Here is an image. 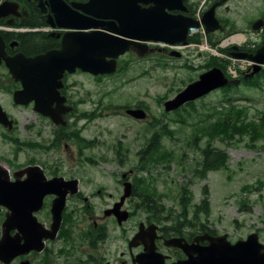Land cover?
I'll return each mask as SVG.
<instances>
[{
  "label": "rangeland",
  "instance_id": "374dc122",
  "mask_svg": "<svg viewBox=\"0 0 264 264\" xmlns=\"http://www.w3.org/2000/svg\"><path fill=\"white\" fill-rule=\"evenodd\" d=\"M205 0H202V2ZM210 0L205 2L203 10L209 9ZM218 6V3H217ZM216 6V9H217ZM206 8V9H205ZM264 11V0H229L225 6L217 9V15L226 17L230 21L227 23V32L235 27L233 34H229L225 39L217 37L214 40L226 47L232 42L225 44L228 38L235 35H243L244 39L238 43H249L256 45L262 43L264 39L263 30L254 31L251 22L260 18ZM221 36V35H220ZM235 42V41H234ZM201 46L190 45L187 47L189 56L184 55L181 59L174 62L175 67H165V58L155 54L146 59L137 57L131 58L127 55L124 61H131L127 68L114 76L103 77L101 80L93 76H79L82 81L84 91L81 90L80 97L87 100L82 109L93 110L96 108V114L99 110L103 111L102 116H97L95 120L83 121L82 133L87 138L96 139L94 146L85 149L87 141L72 138L77 134L81 135V129H75L71 122L65 126L67 131L73 134L67 137V142L62 144L60 150L43 151L28 147H17L16 153L11 143H3V136L0 127V163L6 167L13 165H24L35 160L45 169L53 166H71L81 167L85 171L87 181L104 182L110 181L111 173L123 171L129 177L139 172L136 169L139 155L137 154L146 144L145 127L155 118L164 116V103L160 104L157 97L170 93L169 98H173L187 84L197 80L199 75L205 70L200 66L211 57H219L220 62L226 65V70L236 71L241 67H247V61L232 59L222 55L220 46L214 47L210 42L202 38ZM194 54V56L192 55ZM197 58L196 61L193 59ZM218 61V60H217ZM219 62V63H220ZM193 64L198 67H189L186 64ZM7 73L4 67H0V75L5 76ZM232 74H237L238 72ZM17 91V90H16ZM15 91V92H16ZM224 93V95H223ZM215 91L207 97L187 102L185 105L190 106L192 103L204 113L207 107L213 105H229L227 99L235 103L245 104L250 107V116L256 117L259 110L264 111V87L248 88L244 84L236 86L230 93L226 91ZM167 98V99H169ZM166 99V100H167ZM142 101L150 110L151 117L145 120H138L126 114L125 110L116 112L117 109L112 107L107 109V105L121 106L134 105ZM13 102L12 93L0 90V104L8 107ZM183 111L184 121L175 120L179 115L172 112L165 115V122L175 131V137L171 138L166 135L163 138V144L175 150L176 154L185 155L182 160L172 163L171 168L158 167L153 170L156 180L154 181L160 190H171L175 194L178 192L179 185L193 177L191 167L195 164L196 158H200L199 150L189 146L192 143L191 135H197V144L204 146L206 138L209 136L203 134L197 127L193 128V123L198 122L204 115L193 111ZM95 115L91 113L89 117ZM18 127L16 134L20 139L41 140L48 143L51 138V129L48 121L40 124L37 121V115L32 108L20 109L17 116ZM155 120V119H154ZM42 125V126H41ZM154 132L161 135L159 126L152 127ZM42 131V135L38 132ZM151 133V132H150ZM148 133L147 135H150ZM123 144L129 151V158L126 163L118 164L116 162V145ZM214 145L225 149L229 155V166L227 169L212 171L208 177L201 180L195 177L192 184V190L195 200L198 202L203 195L201 188L204 184L209 185L212 213L210 222L206 223L214 228L218 233L227 232L232 241L246 236L253 231H258L261 241L264 242V185L256 186L257 180H264V141L260 140L256 144H250L248 136H235L233 139L217 135L213 139ZM68 144L73 150L68 149ZM77 147L79 151L77 150ZM83 150V153L80 152ZM108 156L110 160H104ZM87 157H91L89 160ZM11 161L13 163H11ZM186 169H182L183 166ZM134 172V173H133ZM254 184L255 188H261L260 191H245V184ZM245 205H243V202ZM163 202L166 207H173L175 211L180 208L177 202L172 199L164 198ZM144 217L146 212H140Z\"/></svg>",
  "mask_w": 264,
  "mask_h": 264
},
{
  "label": "flooded vegetation",
  "instance_id": "af4514ba",
  "mask_svg": "<svg viewBox=\"0 0 264 264\" xmlns=\"http://www.w3.org/2000/svg\"><path fill=\"white\" fill-rule=\"evenodd\" d=\"M4 1H12L18 4L17 13L10 12L0 17V35L5 42L6 53L10 57L19 53H24L26 56H35L49 49H59L62 46V39L68 32L79 30L91 31L92 29H96H76L63 25L76 23L78 16H82L83 21L107 20L104 19L103 16H100L105 13L103 9H101L104 0H57L55 1L56 7L65 6L68 10V14L60 20L57 18L56 11L53 10L50 0H0V4ZM206 1L208 0H205V2ZM228 1L229 0H210L211 3L209 7L218 3L217 9H219L225 6ZM41 2L46 8L45 11L40 5ZM128 2H131V4L134 3V5H131L134 6V8H137V6L141 8L155 6L154 1L128 0ZM169 2L173 7H167L166 11L169 15L175 17L178 15L194 17L199 11L203 13L206 11L203 10L205 2H202V0H169ZM263 16L264 11L260 18ZM217 17L222 24H227L230 21L226 17H220L218 15ZM254 21L255 20L251 22V26ZM262 30L264 34V28ZM226 32L227 29H224L223 31L213 32L210 36L214 40ZM31 39L36 40V44H38L36 47H29L31 45ZM191 43L190 38L188 44H183L184 47H186V49H184L186 52L190 51L187 49L190 45L199 46ZM149 45L152 53L147 56L152 57L155 54L163 55L166 68L176 66L174 62L178 59L170 55V50L165 49L160 51V48L153 43ZM219 45L224 51L223 55L227 57H230V55L233 56V53L238 52L234 50L233 43L226 47H223L221 44ZM239 51L253 52L254 50L249 44H243L240 46ZM130 52L131 53H126V55L119 57L120 66L121 61L124 60L127 55L131 58L137 55V50L135 49ZM237 60L243 61L242 59ZM248 63L245 70L247 73L251 70V64L249 61ZM0 67H4L7 71L5 76L0 75V90L12 93L13 99V102L9 103L8 107L5 108L2 106L6 111L7 118H9L7 125L0 123L1 134L4 138L3 143H11L15 153L17 147H28L43 151L60 150L62 146L57 148L53 146V143L59 132L57 127L62 126V124L57 125L52 117L37 110L36 100L26 104L15 102V91L24 88L23 80L17 79L14 76L4 59ZM239 67L241 68V66ZM79 76H92V73L80 68H76L72 73L65 71L61 79L62 85L57 87L58 93L60 92V95H57V97L63 101L65 98L64 111L66 113L64 117L68 121L69 116H71L70 121L72 126L82 124L83 119L77 116L82 114V110H86L82 109V107L86 104L87 100L79 95L81 87L82 90H86L83 85H81L82 81L77 78ZM57 104L58 101L54 102L52 107L56 108ZM70 106H72V108L69 110ZM145 106L146 105L143 104V107L150 115L148 107ZM26 108L35 110L37 115L36 120L39 121L40 124H42L43 121H48L49 125L52 127L51 138L48 143H46L48 147L43 148V141L41 140H22L17 136V116L20 109ZM96 110V108L91 110V113L95 115H92V119L88 121L95 120L98 115H103V111L99 110V113L96 114ZM87 111V113H89V110ZM67 125L68 124L64 126ZM38 134L42 135V131H39ZM67 135L71 136V133L67 131ZM62 138V144L67 142L65 135H62ZM88 141H90V144L94 142V145L97 142L96 139L89 138V140H87V145H90ZM87 148L89 147L86 146L85 149ZM68 149L73 150L70 144H68ZM77 150L79 151L78 147ZM80 152L83 153V150H80ZM42 168L44 172L41 171L37 172L35 176H28V165H13L11 167H6L0 163V176L6 178L10 182L15 180L25 181L28 178H35V183L30 185V188L26 187L21 193L22 199L25 201L28 200L29 203H24L28 206L38 205V203L35 204V202L43 193L41 182L37 184L39 180H42L44 184L49 183L50 180L56 177H62L66 180L77 178L79 180L78 184L75 186L77 188L75 192H65L66 197L62 209V220L59 228L56 230L53 227L54 215L52 207L54 200L59 197L60 194L53 192L46 193L43 196L41 205L37 209H26L25 217L28 216L32 221L30 230L35 231L37 237L41 236V240L36 239L34 243L35 246L32 249L14 257L9 264H170L180 259L187 258L182 248L169 243L172 238H185L187 241L193 242L197 235L208 231H202L198 229V227H191L185 223L175 230L172 220L166 219L162 221L161 219H151V215L147 212L146 215L142 217L138 206L143 202L144 194L139 192V188L135 184V174L124 178L123 174L125 172L117 171L110 174V181L93 182L86 180L85 171L81 167L53 166L49 169ZM20 172L24 173L22 174ZM129 179L134 185L133 192L132 195L126 197L122 206V209L129 210V218L127 221L121 223L116 214L111 210L117 203L122 201V197L125 193V181ZM11 215L12 210L10 207L3 204L0 208V238L2 236L3 223ZM150 224L156 225V227H153V230L149 231V235L155 236V250L150 253V255L143 256L142 254L147 250L146 245L143 242L138 245H131V240L141 226L143 229H146ZM18 232V228H13L9 233L14 236ZM22 234L23 233H20V236H22ZM31 238L35 239L33 237ZM23 242H26V239L23 238L22 243ZM202 243L205 244L207 241ZM35 248H39L40 250H36ZM0 264L6 263L0 261Z\"/></svg>",
  "mask_w": 264,
  "mask_h": 264
},
{
  "label": "water",
  "instance_id": "95a60500",
  "mask_svg": "<svg viewBox=\"0 0 264 264\" xmlns=\"http://www.w3.org/2000/svg\"><path fill=\"white\" fill-rule=\"evenodd\" d=\"M55 1L57 0H50L57 18L60 20L68 14V10L65 6L56 7ZM143 1H154L155 6L134 8L131 6L134 3L131 4L128 0H104L101 9L105 13L100 16L107 19L106 21H83L82 16H78L76 23L63 25L76 29H96L68 32L62 39L61 48L49 49L35 56H26L24 53L13 57L8 56L5 42L0 35V64L4 59L14 76L17 79H22L24 83V88L17 90L14 94L15 102L26 104L36 100L37 110L52 117L56 123L65 124V98L63 101L57 97L60 95L57 87L62 85L61 79L65 71L72 73L76 68H80L93 75L112 73L119 67L118 58L128 51L135 49L139 56L149 54L151 50L148 41L186 44L188 43L189 28L191 26L199 27L201 24H204L206 33L223 30V25L216 15L217 3L205 11L201 20H198L187 15L176 17L169 15L166 9L173 7L169 0ZM40 5L45 11L44 4L41 2ZM17 6L18 4L12 1L2 2L0 17L10 12L17 13ZM252 27L254 30L263 28L264 16L257 19ZM233 48L238 51V44H235ZM170 55L179 57L182 56V53L172 50ZM233 55L237 58H248L254 61L253 70L248 74V76H254L261 71L262 65H264V40L255 52L238 51ZM229 82L230 80L223 69L214 66L202 72L197 80L187 84L173 98L165 100V111H174L187 102L227 86ZM57 101V107L53 108L52 104ZM127 113L137 119H145L148 116L144 108H128ZM0 122L4 125L9 122L1 104ZM41 171L44 172L40 165H32L27 169L28 176H35L37 172ZM124 177H126V173ZM35 181V178H28L25 181L10 182L0 176V208L5 204L12 210V215L3 223L0 238V261L6 264H9L14 257L32 249L36 239L41 240V236L37 237L36 232L30 230L32 221L28 216L25 217L26 209H37L46 193L60 194L59 199L54 200L52 207L53 224L55 228H58L62 219L61 212L65 201V192H75V186L79 182L78 179L67 181L62 177L53 178L47 184L39 180L37 184L41 182L42 196L35 202L38 205L28 206L24 204L29 203L28 200H23L21 193L26 187L30 188V185H33ZM131 193L132 184L126 182L122 201L111 210L116 213L120 222L129 218V211L121 209V206ZM153 227L156 225L150 224L146 229L141 226L131 240V245H138L142 242L146 245L147 250L142 254L143 256L150 255L155 250V236L149 235V231L153 230ZM13 228L19 229V232L14 236L9 233ZM20 233H23L22 236ZM23 238L26 239V242L22 243ZM204 241H208V243L203 244ZM169 243L182 248L187 255V258L170 264H264V242L261 241L258 232L249 233L246 238H240L235 242L229 239L227 233L212 235L205 232L198 235L193 242H189L185 238H172ZM35 249L40 250L39 248Z\"/></svg>",
  "mask_w": 264,
  "mask_h": 264
},
{
  "label": "trees",
  "instance_id": "16d2710c",
  "mask_svg": "<svg viewBox=\"0 0 264 264\" xmlns=\"http://www.w3.org/2000/svg\"><path fill=\"white\" fill-rule=\"evenodd\" d=\"M236 30L233 27L229 34H232L233 31ZM35 36V35H33ZM221 38H224L222 35ZM213 38L209 36L208 41L215 46L216 43L213 42ZM192 40L200 42V38L198 36L193 37ZM48 43V42H47ZM30 48L36 47L35 39L30 40ZM259 44H256L253 50L258 47ZM212 60L207 61L202 64L200 67L202 69L210 68L214 65L221 67L225 72L226 65L220 62L219 57H211ZM218 60V61H217ZM220 62V63H219ZM186 66L194 67L191 64H186ZM123 67V66H122ZM245 72L239 74L240 79L237 82L243 83L248 88H263L264 87V69L262 72L258 73V75L246 78L244 76ZM231 76V75H229ZM237 84V83H236ZM232 86H228L220 89V91H226L230 93L232 91ZM170 93H166L163 95H159L157 97L158 102L160 104L164 103V101L169 98ZM229 105H214L209 107L208 112L204 111V113L200 112L197 107H195L192 103L190 106L186 105L178 109L175 114L179 115L175 120L184 121V116L182 111L190 112V107L193 111L204 115L198 122L193 123V128L197 127L201 130L203 134L208 135L206 138V143L204 146H200L197 144V139L199 136L191 135L192 143L188 144L193 148L200 151V158H196L195 164L191 167L193 170V177H197L199 179L207 178L209 172L211 170H218L221 168H227L229 166V155L226 153L225 149L214 145L213 139L217 135L225 136L226 138L233 139L235 136L245 137L248 136L251 143L256 144L258 141H264V111L259 110V114L256 117L250 116V107L245 104L235 103L231 100V98L227 99ZM143 102L139 101L137 106H141ZM130 104L122 105V107H129ZM114 107L118 109L114 105H107V109H111ZM83 115H88L87 112H83ZM165 115L162 118L156 117L155 120L151 121L145 127V136H146V144L143 149L138 152L139 161H138V169L141 173L135 180V184L138 186L140 192H144L143 202L139 204V209L148 212L151 215V219H170L173 221V227L175 230L179 228L183 223L187 224L191 227H199L200 230H208L211 233H217L214 228H210L206 223L210 221V216L212 213V205L210 199V190L207 184L203 185L201 188V192L203 194L202 199L199 202L195 201V195L193 190L191 189L192 184L195 182V179L192 177L186 182H182L179 185L177 194L174 191H161L155 184V176L153 175L154 169L158 167H165L167 169L171 168L172 163L178 161V158L182 159L185 155H187L186 151L180 155L176 154L175 150L172 148L166 147L162 142L163 138L168 135L171 138L175 137V131L170 127L168 122H165ZM159 126L161 129V135L151 128ZM59 132L57 134L56 140L53 143V146L60 148L62 146V135H65V138L71 137L67 135L66 127H60ZM151 132V133H150ZM150 133V135H147ZM78 140H88L85 137H81L80 134L72 137ZM90 144V141H88ZM48 147L46 144H43V148ZM50 147V146H49ZM116 150L119 152L116 154V162L118 164L126 163L129 158V151L125 149L123 146L116 147ZM104 160H110L108 156H104ZM187 167L183 166V169ZM258 184L256 186L264 185V180H257ZM254 184H245V191H260L261 188H255ZM259 193V192H258ZM260 197H264L259 193ZM173 198L176 199L177 204L180 208L179 211H175L173 207H166L163 199ZM243 202V200H242ZM245 205V202H243ZM246 206V205H245ZM176 212V213H175ZM206 220V221H205Z\"/></svg>",
  "mask_w": 264,
  "mask_h": 264
},
{
  "label": "bare ground",
  "instance_id": "6f19581e",
  "mask_svg": "<svg viewBox=\"0 0 264 264\" xmlns=\"http://www.w3.org/2000/svg\"><path fill=\"white\" fill-rule=\"evenodd\" d=\"M244 39V36L243 35H235V36H232L229 40H227L225 42V44H228L230 42H234V41H241Z\"/></svg>",
  "mask_w": 264,
  "mask_h": 264
},
{
  "label": "built area",
  "instance_id": "2783aa9c",
  "mask_svg": "<svg viewBox=\"0 0 264 264\" xmlns=\"http://www.w3.org/2000/svg\"><path fill=\"white\" fill-rule=\"evenodd\" d=\"M199 30V28L192 27V32Z\"/></svg>",
  "mask_w": 264,
  "mask_h": 264
}]
</instances>
